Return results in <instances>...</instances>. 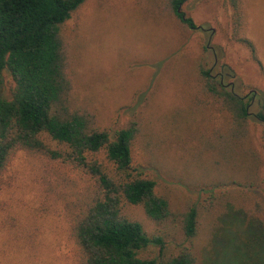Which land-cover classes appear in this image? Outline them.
I'll use <instances>...</instances> for the list:
<instances>
[{
    "label": "trees",
    "instance_id": "1",
    "mask_svg": "<svg viewBox=\"0 0 264 264\" xmlns=\"http://www.w3.org/2000/svg\"><path fill=\"white\" fill-rule=\"evenodd\" d=\"M86 1L0 0V190L19 153L60 174L69 169L80 174L85 187L70 226L78 264H264V203L253 192L263 161L249 145L257 124L264 148V91L258 111L252 112L250 97L214 74L204 48L191 63L194 82L187 80L195 98L159 115V132L148 130L158 141L144 142L149 160L137 163L135 147L146 133L138 117L113 130L81 97V46L65 27ZM190 1L147 0L162 16L194 31L198 27L185 11ZM243 3L223 0L231 12L233 38L254 54L253 44L240 38ZM179 57L174 65L164 62L159 74L178 81L184 67ZM176 142L187 159L196 160L225 145L224 164L217 171L209 165L196 173L198 165L192 162L179 173L172 162ZM213 173L224 175L217 179ZM176 193H182L180 202L172 198ZM134 209L166 233L183 234V248L177 253L165 236L150 235L133 216ZM223 218L226 224L219 223ZM232 222L245 227L241 244L230 236ZM222 227V233L217 231ZM203 231L213 232V241L200 256L196 247ZM231 244L240 253L225 263L217 261ZM152 247L158 252L146 256Z\"/></svg>",
    "mask_w": 264,
    "mask_h": 264
},
{
    "label": "rangeland",
    "instance_id": "2",
    "mask_svg": "<svg viewBox=\"0 0 264 264\" xmlns=\"http://www.w3.org/2000/svg\"><path fill=\"white\" fill-rule=\"evenodd\" d=\"M160 11L147 0H87L65 27L67 35L77 39L81 46L77 70L82 74L78 82L82 99L89 100L105 126L113 130L134 116L143 123L146 133L135 147L136 162L141 164L149 160L144 142L158 141L148 130L159 132L155 126L160 123L159 115L178 111L195 98L187 82H194L191 63L205 52L204 48L208 49L214 74L222 73L231 90L248 95L252 112H257L263 102L260 93L264 91V0H244L241 11L240 38L253 44L254 54L233 38L231 12L224 7L223 0H191L185 6L187 15L198 27L194 31L187 30L175 18L162 16ZM176 55L181 56L184 67H177L181 68V76L173 81L159 73L164 62L174 65ZM253 92L258 93L253 96ZM261 130L260 125H252L249 145L263 161L261 179L253 192L264 203ZM164 138L159 136L161 142ZM177 145L178 142L174 150ZM224 147L218 144L213 148V156L201 155L197 160L187 159L178 148L170 161L175 168L177 164L179 173L186 169L185 164L192 166V162L198 165L196 173L209 165L210 170L217 171L224 164ZM62 172L26 153H19L14 159L0 190V264H78V246L70 226L76 204L83 197L85 181L70 169ZM219 175L213 173L212 177L219 179L224 174ZM181 197L182 193L172 195L175 202H180ZM132 212L150 235L162 234L168 244H174L173 250L178 247L177 253L183 248V234L166 233L148 222L141 210ZM219 223L226 224L225 218ZM218 230L222 233L225 228ZM244 230L242 223H231L230 236H236L231 237L235 244H241ZM212 241L213 232L203 231L197 239L196 254L203 256ZM157 252L152 247L145 255L155 256ZM239 253L231 244L215 259L225 263Z\"/></svg>",
    "mask_w": 264,
    "mask_h": 264
},
{
    "label": "flooded vegetation",
    "instance_id": "3",
    "mask_svg": "<svg viewBox=\"0 0 264 264\" xmlns=\"http://www.w3.org/2000/svg\"><path fill=\"white\" fill-rule=\"evenodd\" d=\"M224 77V75L221 73V78H223Z\"/></svg>",
    "mask_w": 264,
    "mask_h": 264
}]
</instances>
